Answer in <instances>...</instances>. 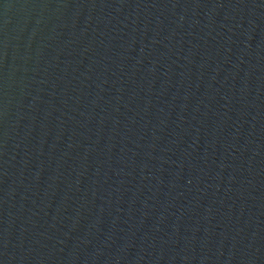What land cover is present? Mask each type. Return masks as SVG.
<instances>
[{"label":"water","instance_id":"water-1","mask_svg":"<svg viewBox=\"0 0 264 264\" xmlns=\"http://www.w3.org/2000/svg\"><path fill=\"white\" fill-rule=\"evenodd\" d=\"M0 264H264V0H0Z\"/></svg>","mask_w":264,"mask_h":264}]
</instances>
